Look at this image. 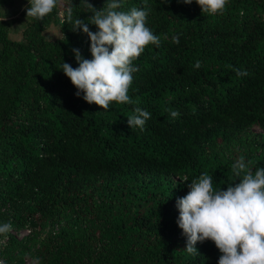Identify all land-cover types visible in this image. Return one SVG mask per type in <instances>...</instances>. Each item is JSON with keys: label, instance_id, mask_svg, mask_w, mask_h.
<instances>
[{"label": "trees", "instance_id": "16d2710c", "mask_svg": "<svg viewBox=\"0 0 264 264\" xmlns=\"http://www.w3.org/2000/svg\"><path fill=\"white\" fill-rule=\"evenodd\" d=\"M89 3L101 9L107 0ZM64 5L74 19L92 15L83 0ZM132 7L144 0H122L118 10ZM147 9L160 45L133 62L134 103L108 110L77 97L60 69L78 66L73 48L92 56L89 37L61 24L57 9L28 17L21 40L0 21V224L44 231L31 251L9 236L5 246L21 251L4 246V264H23L25 251L35 264H218L211 240L197 243L198 255L186 252L176 200L205 172L214 188L238 183L231 166L240 157L253 172L264 168V132H248L264 130V0H228L215 16L196 0H147ZM50 22L60 38L42 35ZM136 107L151 114L143 131L127 123Z\"/></svg>", "mask_w": 264, "mask_h": 264}, {"label": "clouds", "instance_id": "9594fccd", "mask_svg": "<svg viewBox=\"0 0 264 264\" xmlns=\"http://www.w3.org/2000/svg\"><path fill=\"white\" fill-rule=\"evenodd\" d=\"M168 3L170 0H162ZM191 4L192 0H177ZM26 16L43 21L58 6L61 24H71L74 32H83L90 39L91 59L82 56L73 48L77 67L63 62L60 69L77 89L75 95L89 104L95 103L108 110L112 103L130 104L129 96L133 73L139 69L134 65L148 45L159 47L160 38L147 26V0L145 7H132L129 11H119L122 0H107L103 8L96 9L89 0H83L85 12L92 13L87 23L73 18L71 5H63L61 0H28ZM202 14L222 15L228 0H196ZM89 24L97 27L93 32ZM179 43V37L173 36ZM195 68L201 67L196 61ZM237 76L247 75L246 71L235 69ZM173 119L180 113L170 110ZM151 114L136 107L128 117L131 129L144 130ZM250 163V162H249ZM235 181L226 190L214 188L213 177L207 172L193 179L187 186L189 191L176 200L179 215L177 225L186 237L185 250L189 255H198V242H214L221 255L218 264H264V168L254 172L240 157L232 166ZM11 223L0 224V235L11 231Z\"/></svg>", "mask_w": 264, "mask_h": 264}, {"label": "rangeland", "instance_id": "374dc122", "mask_svg": "<svg viewBox=\"0 0 264 264\" xmlns=\"http://www.w3.org/2000/svg\"><path fill=\"white\" fill-rule=\"evenodd\" d=\"M67 0H61V3L64 5ZM29 6L28 0H0V21L8 22V36L13 40H21L22 31L25 28L26 23L28 22V17L26 16V8ZM56 16H58V12L61 11V8L58 6L56 10ZM60 19V18H59ZM42 35L50 40H54L56 38H60L62 36L59 31L58 25L54 22H50L44 26L41 31ZM248 132L259 133L264 132L256 125L251 126L248 129ZM233 148H241L236 142L232 144ZM226 154L228 151H225ZM51 223H49L50 225ZM55 227L58 226L57 223L53 224ZM44 231L40 233L37 237H32V234L29 232L27 228L21 229H13L7 233L6 235L0 236V264H4L6 262V258L8 256V252L11 255H17L21 251V247L17 244L7 245L5 244L8 241V237L12 236L15 240L22 242L26 247H30V251L34 247V243L30 240L33 238L34 242H38ZM8 250L7 253H2L3 248ZM30 251H25L22 254L23 264H35V260ZM5 260V261H4Z\"/></svg>", "mask_w": 264, "mask_h": 264}]
</instances>
